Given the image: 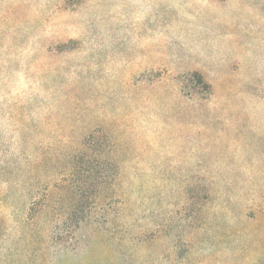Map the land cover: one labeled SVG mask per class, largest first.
Wrapping results in <instances>:
<instances>
[{"label": "rangeland", "instance_id": "rangeland-1", "mask_svg": "<svg viewBox=\"0 0 264 264\" xmlns=\"http://www.w3.org/2000/svg\"><path fill=\"white\" fill-rule=\"evenodd\" d=\"M0 264H264V0H0Z\"/></svg>", "mask_w": 264, "mask_h": 264}, {"label": "trees", "instance_id": "trees-1", "mask_svg": "<svg viewBox=\"0 0 264 264\" xmlns=\"http://www.w3.org/2000/svg\"><path fill=\"white\" fill-rule=\"evenodd\" d=\"M46 208H48V205L46 206ZM67 220H70L72 222V224H75L77 223L76 225L78 226L79 225V220H74V219H69V217L67 216ZM66 221V220H65ZM82 221V220H80Z\"/></svg>", "mask_w": 264, "mask_h": 264}]
</instances>
